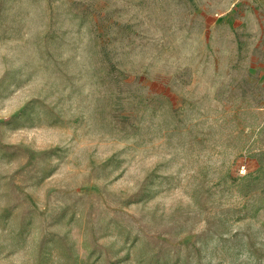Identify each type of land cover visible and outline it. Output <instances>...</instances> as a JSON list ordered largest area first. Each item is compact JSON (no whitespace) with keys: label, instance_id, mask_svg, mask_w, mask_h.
<instances>
[{"label":"rangeland","instance_id":"1","mask_svg":"<svg viewBox=\"0 0 264 264\" xmlns=\"http://www.w3.org/2000/svg\"><path fill=\"white\" fill-rule=\"evenodd\" d=\"M0 264H264V0H0Z\"/></svg>","mask_w":264,"mask_h":264}]
</instances>
